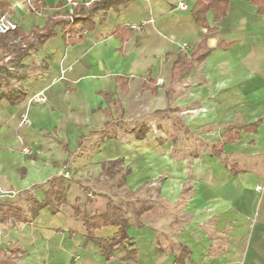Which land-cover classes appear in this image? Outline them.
<instances>
[{"label":"crops","instance_id":"0c3cea01","mask_svg":"<svg viewBox=\"0 0 264 264\" xmlns=\"http://www.w3.org/2000/svg\"><path fill=\"white\" fill-rule=\"evenodd\" d=\"M6 1L27 40L0 50V264H264V10L223 0L207 30L193 0H129L66 46L59 26L44 42L32 33L70 5ZM202 42L207 56L178 77ZM65 172L64 201L32 217L28 198ZM108 198L129 240L107 257L75 208L103 214Z\"/></svg>","mask_w":264,"mask_h":264},{"label":"trees","instance_id":"16d2710c","mask_svg":"<svg viewBox=\"0 0 264 264\" xmlns=\"http://www.w3.org/2000/svg\"><path fill=\"white\" fill-rule=\"evenodd\" d=\"M129 0H98L94 1L89 8H85L82 4L73 7L71 14H66L63 17L51 20V25L47 27L44 32L34 30L32 33V39L38 41H45L50 38L54 33V27L59 26L61 29V37L66 46L73 43L76 35L85 31L92 30L94 27L93 16L96 12L101 10H108L111 7H115L119 4L126 3ZM195 2L192 14L198 25L210 30L206 23V15L209 11L213 12L214 21L218 22L223 18L227 11V2L223 0H193ZM251 3L259 6V11L264 10V0H249ZM8 12V4L6 0H0V14L4 15ZM72 18V20H70ZM21 38L23 41L27 40V36L16 27L15 30L9 31L5 34H0V50L5 53L11 52L9 47L14 40ZM30 48V46H27ZM209 50L206 49L205 43L202 42L195 47L194 54L191 58H182L177 61L174 66L177 70L178 77L192 66V62H202L207 56ZM18 51L17 54H19ZM107 173V172H105ZM128 173L125 172L123 179ZM120 176V177H121ZM49 188L46 191L44 201L38 202L32 198H28L30 202V210L32 217H35L37 213L47 206L57 207L64 201V190L66 186V180L64 177H55L48 182ZM11 212L18 217L21 211L18 208H11ZM75 216L80 220L86 228L87 239L92 241L105 256H109L115 248L123 247L129 240L127 235V229L129 227L128 221L123 214V209L117 206L110 198L107 199L105 212L103 214H95L89 216L86 212L80 211L79 208H75ZM109 225L118 226V230L109 239H99L94 236L96 230L101 229Z\"/></svg>","mask_w":264,"mask_h":264},{"label":"built area","instance_id":"2783aa9c","mask_svg":"<svg viewBox=\"0 0 264 264\" xmlns=\"http://www.w3.org/2000/svg\"><path fill=\"white\" fill-rule=\"evenodd\" d=\"M60 1H63L64 3L70 5L72 8L80 4H82L85 8H89L94 1H98V0H89L82 3H78L75 0H60ZM178 8L186 9V6L184 5V3L180 2L178 3ZM70 20H72V18H70ZM133 28L136 30L140 29L139 27H133ZM15 29H16V24L7 15L5 14L0 15V34H5ZM158 81L159 83H161L162 79H159ZM44 101H45L44 97L40 94L34 95L30 99V102H34V103H39ZM22 151L23 153H27V154L30 153V150L28 148H23ZM63 177L69 178V174L65 172L63 173ZM255 190L259 193H262L264 191V177L262 181L255 186Z\"/></svg>","mask_w":264,"mask_h":264},{"label":"rangeland","instance_id":"374dc122","mask_svg":"<svg viewBox=\"0 0 264 264\" xmlns=\"http://www.w3.org/2000/svg\"><path fill=\"white\" fill-rule=\"evenodd\" d=\"M121 181L120 180H115V178L114 179H112V180H110V186H111V189H110V191L111 192H113V193H122V195L124 196V197H126V198H128V196H129V193H127V191L125 190V189H122L121 188V183H120ZM28 206V204L27 203H25V202H21L20 204H19V207L21 208V209H24V212H25V208Z\"/></svg>","mask_w":264,"mask_h":264}]
</instances>
